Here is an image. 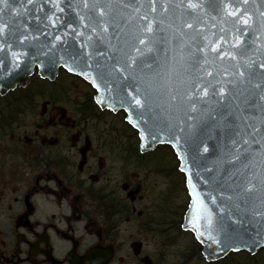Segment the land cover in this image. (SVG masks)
I'll return each instance as SVG.
<instances>
[{"label":"snow or ice","instance_id":"1","mask_svg":"<svg viewBox=\"0 0 264 264\" xmlns=\"http://www.w3.org/2000/svg\"><path fill=\"white\" fill-rule=\"evenodd\" d=\"M209 6L211 27L219 23L223 34L215 41L204 0H0V16L11 18L0 23V67L18 68L24 49L57 27L56 13L72 10L79 30L67 23L71 31L55 35L51 49L67 36L79 42L74 52L61 50L63 66L88 69L78 74L97 87L98 103L134 109L141 140L183 141L201 185L189 171L187 224L196 239L226 248L240 227L264 229V10L249 0ZM169 9L180 11L179 24L167 19Z\"/></svg>","mask_w":264,"mask_h":264},{"label":"flooded vegetation","instance_id":"2","mask_svg":"<svg viewBox=\"0 0 264 264\" xmlns=\"http://www.w3.org/2000/svg\"><path fill=\"white\" fill-rule=\"evenodd\" d=\"M63 74L69 77L56 90ZM59 77L41 79L52 88L32 95L57 102L69 81L85 85L71 118L62 110L38 122L43 104L33 114L20 112L24 107L0 112V264H182V234L196 250L201 245L182 229L189 196L176 155L181 177L170 178L171 157L158 156L159 150L173 156L170 147L141 153L123 112L102 110L79 77L64 70ZM123 122L132 130H123ZM142 170L158 182L146 172L139 176Z\"/></svg>","mask_w":264,"mask_h":264},{"label":"water","instance_id":"3","mask_svg":"<svg viewBox=\"0 0 264 264\" xmlns=\"http://www.w3.org/2000/svg\"><path fill=\"white\" fill-rule=\"evenodd\" d=\"M61 6H64L65 3L69 2V0H58ZM73 3H80V0H71ZM141 2H147V0H141ZM210 0H204L205 4V12L207 13V17L205 19L206 32L209 35L210 39L215 41L220 35V24L217 23L216 28H212L211 25L215 21L211 20V16L214 15L213 10L209 6ZM250 5H254L255 7H259L261 10H264V0H249ZM48 5L45 6L47 9ZM57 16L61 17V21H57L56 28H49L47 32H50L51 35H40L39 39L33 41L31 45H29L24 51L27 52V56L22 57L20 61V66L18 68L12 67L10 62H6L5 66L0 67V96H6L10 92L15 91L18 88H26L32 81L33 77L37 74L38 77L42 80H48L50 82L55 81L60 74L61 70H64L70 75L79 77L81 80L89 84L95 91V103L102 109L108 110L113 113L123 112L126 116V123L138 133L139 138V147L141 153L152 152L157 149L159 146H168L172 149L174 154L179 161V171L184 175L186 180V188L189 196V204L191 202L190 191L191 189L188 186V177L189 171L193 173L192 180L193 183L197 185V190L201 187L199 183V178L195 175L197 169L195 166L190 165L191 160V151L184 145L183 141L179 145H175V142H169L167 136H164L163 139H158L152 141L150 139L141 140L140 138V125L137 123L134 112L135 110H129L128 105L125 104L123 107L120 106L119 103L115 105L114 108H109L103 104L98 103V99L101 98V94L98 92L97 87H95L89 79H86L85 76L78 74L80 71H88V69H84L82 64L76 65L72 64L69 61V65L74 67L76 70L74 72H69L66 67L63 66V61L59 59V56L62 54L61 50L64 47H67L69 51H76L79 49V42L73 40L72 36L64 37L66 44H60L56 49H51V42L55 35L61 34L64 31H71V29H67V23H73L74 27L79 30V23L75 19V13L65 8L64 13H56ZM15 16V13L12 14ZM181 13L177 9H169V14L167 19L171 20L173 23L179 24V19H173V17H180ZM183 19H188L187 16H184ZM11 18L8 16H0V23H10ZM18 22V21H17ZM35 28V21L31 22L30 29ZM189 31V30H186ZM215 33V36L212 34ZM4 53H0V56H3ZM10 59V58H9ZM67 59V56L65 57ZM97 83H100L97 81ZM101 87L103 85L101 84ZM113 98H117V93H113ZM146 127V126H145ZM212 143V142H209ZM144 144V147L141 148V145ZM201 152H203V145H201ZM184 153L188 154V158L184 159ZM186 166H190L186 167ZM184 167L185 171H181V168ZM188 204V205H189ZM188 214L187 211L183 217L182 229L185 232L191 233L195 240L202 247V256L205 261L208 263H215L220 260L225 259L230 254L237 253H247L251 256H255L259 251L264 250V229H261L259 224L255 222L246 224L243 227L239 228L241 233V238L235 240L231 246L226 248H221L216 245L209 246L208 242L201 241L196 239V232L191 229V227L187 224L186 216ZM247 229V230H245ZM257 232H260V235H257Z\"/></svg>","mask_w":264,"mask_h":264},{"label":"rangeland","instance_id":"4","mask_svg":"<svg viewBox=\"0 0 264 264\" xmlns=\"http://www.w3.org/2000/svg\"><path fill=\"white\" fill-rule=\"evenodd\" d=\"M33 81L30 84V86L24 90V91H19V92H14L13 94L8 95L6 98H4L3 100H0V112H4V113H15L17 112L18 108L20 107H24L20 112L22 113H31L33 114L35 112V106L39 104H43L42 109L40 110V114L42 113V118H40L38 116V122L39 121H46V123L50 122V119H48V117L50 116L51 118L56 114V113H61L62 110H65V114H67V118H71L74 113H77V111L75 110V105L77 104L78 101H80L83 97V95L85 94V90H89L88 87H86L85 85L83 86L81 85H77L75 86L73 81H69L71 83L70 85V90H67V92H65L62 96H59L57 98V102L55 101V99L53 98H46L44 97V95H42L41 97H36V95H32V92H35L38 89L41 90H50L49 87L52 88L53 87H57L58 88L56 90H58L60 87L59 85L63 82V84L65 85L66 83V77L65 74L61 75L58 78V81L53 84V85H48L42 82H39L41 79H39L38 77H33ZM73 80V79H72ZM76 81H78L76 79ZM44 87V88H43ZM62 91V90H61ZM38 93L41 95V91L39 90ZM30 94V95H29ZM22 99V101L19 102L20 99ZM18 99V100H16ZM61 99V100H60ZM26 101H34L33 103H28L26 104ZM54 102V104H53ZM70 103V106H68ZM5 108H7L5 110ZM74 108V110H73ZM38 113V112H37ZM47 115V118H46ZM71 116V117H70ZM45 117V118H44ZM36 121L35 116L32 117V120H28V122L26 123L27 126H33L34 123ZM90 125L93 124L92 121H89ZM29 127V128H30ZM160 152L158 153V156L160 159L165 158L166 160H168V158H166V156H170L171 158V164L167 166V164H165L166 168L168 169V171L170 172V178H174V177H181L180 174L176 171V167L178 166V162L176 161L175 156L171 155L168 152H161V150H159ZM163 151V150H162ZM159 158L157 156H155L153 159H151L155 164L159 161ZM170 167V168H169ZM154 169V167H153ZM146 172L147 174H149V171H140L138 172L139 176H144L143 173ZM151 172V171H150ZM150 176H152L153 178H155V182L157 181V174H149ZM171 191H173V189H171ZM154 199V198H153ZM182 203L183 204H187L188 203V198L185 195V192L183 194L182 192ZM192 238L189 235H184L182 234V264H207L205 263L204 259H200V255H198V253L200 252V249H195V250H190V247L192 246ZM246 254V253H245ZM251 256V255H250ZM257 255H255L256 257ZM263 257V256H262ZM244 258V256H238V259L240 261V259ZM264 258V257H263ZM254 264H263L261 261L258 260L253 262ZM233 264H250L247 262V258H245V260L241 261V263H233Z\"/></svg>","mask_w":264,"mask_h":264},{"label":"trees","instance_id":"5","mask_svg":"<svg viewBox=\"0 0 264 264\" xmlns=\"http://www.w3.org/2000/svg\"><path fill=\"white\" fill-rule=\"evenodd\" d=\"M66 76V75H65ZM38 77V76H37ZM66 77H69V76H66ZM41 82V81H40ZM126 129H131L125 122H123V130H126ZM132 130V129H131ZM134 131V130H132ZM135 132V131H134ZM171 153L174 155L173 151L170 149ZM172 161V160H171ZM184 180V176L182 175V181ZM183 209V208H182ZM196 247L195 246H191L190 247V250H195ZM200 251H201V247L199 248ZM198 255H200V259H203L202 255H201V252L198 253ZM238 256H244V258L238 259ZM264 250H261L257 256H250L249 254H245V253H238V254H231L230 256H228L226 259H223L215 264H233V263H241V261L245 260V258H247V262L250 263V264H254L253 262L254 261H261L263 264H264Z\"/></svg>","mask_w":264,"mask_h":264}]
</instances>
